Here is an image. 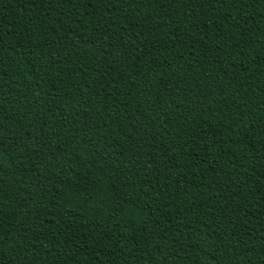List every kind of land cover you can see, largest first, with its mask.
Returning a JSON list of instances; mask_svg holds the SVG:
<instances>
[{
    "label": "trees",
    "instance_id": "16d2710c",
    "mask_svg": "<svg viewBox=\"0 0 264 264\" xmlns=\"http://www.w3.org/2000/svg\"><path fill=\"white\" fill-rule=\"evenodd\" d=\"M187 7L0 0V264H264V0Z\"/></svg>",
    "mask_w": 264,
    "mask_h": 264
},
{
    "label": "snow or ice",
    "instance_id": "6c2138e0",
    "mask_svg": "<svg viewBox=\"0 0 264 264\" xmlns=\"http://www.w3.org/2000/svg\"><path fill=\"white\" fill-rule=\"evenodd\" d=\"M186 3L188 5L186 10L191 11L192 8H194L196 6L197 0H186ZM3 135H4L3 129H2V127H0V139H2ZM0 151H2V148H0ZM115 211L118 213L120 211V209L117 208Z\"/></svg>",
    "mask_w": 264,
    "mask_h": 264
}]
</instances>
